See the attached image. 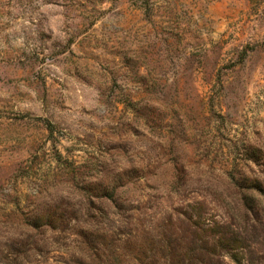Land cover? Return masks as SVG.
Here are the masks:
<instances>
[{
    "label": "rangeland",
    "instance_id": "374dc122",
    "mask_svg": "<svg viewBox=\"0 0 264 264\" xmlns=\"http://www.w3.org/2000/svg\"><path fill=\"white\" fill-rule=\"evenodd\" d=\"M263 165L264 0H0V264H264Z\"/></svg>",
    "mask_w": 264,
    "mask_h": 264
},
{
    "label": "trees",
    "instance_id": "16d2710c",
    "mask_svg": "<svg viewBox=\"0 0 264 264\" xmlns=\"http://www.w3.org/2000/svg\"><path fill=\"white\" fill-rule=\"evenodd\" d=\"M252 161L257 167H261V164L256 157ZM237 174L238 172L234 173L233 171L231 172V174H229V184L234 190L237 191L239 199L241 200V205L243 206L245 211L250 215H255V217L258 218V216L264 214V181H261L257 178L250 179L248 176H240ZM111 197H113V194H111ZM195 215L197 217L196 221H193V218L191 216H188L187 219L190 224L194 225L195 227H200V218L202 216L201 214ZM33 222V225L36 226L41 222V220L35 219L33 220ZM212 231L215 232L214 230ZM239 236L240 235L238 234L228 238L227 234H223L218 242L220 243L224 251L231 250V252H229L230 257L235 262L240 264L239 255L235 252H232L236 250V248H232L234 247L233 245H238L241 242V238ZM184 249L185 252L177 250L176 252L174 251V253H172L173 256H167L172 259L171 264H222V260L220 259V257L222 256H203L201 252H199L198 254L192 253L195 250L189 244ZM203 249L210 252V249H208L207 247H203ZM214 255H216V252H214Z\"/></svg>",
    "mask_w": 264,
    "mask_h": 264
}]
</instances>
